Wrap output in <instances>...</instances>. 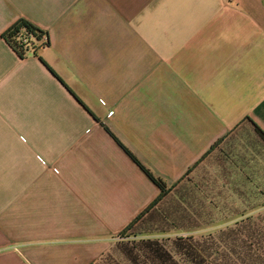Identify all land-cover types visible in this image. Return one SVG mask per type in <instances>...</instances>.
I'll use <instances>...</instances> for the list:
<instances>
[{
  "label": "crops",
  "instance_id": "1",
  "mask_svg": "<svg viewBox=\"0 0 264 264\" xmlns=\"http://www.w3.org/2000/svg\"><path fill=\"white\" fill-rule=\"evenodd\" d=\"M20 19L50 46L20 57L3 37ZM256 126L264 0H0V264L112 250L160 195L117 141L188 218L264 207Z\"/></svg>",
  "mask_w": 264,
  "mask_h": 264
},
{
  "label": "rangeland",
  "instance_id": "2",
  "mask_svg": "<svg viewBox=\"0 0 264 264\" xmlns=\"http://www.w3.org/2000/svg\"><path fill=\"white\" fill-rule=\"evenodd\" d=\"M190 179H194V175L185 178L175 190V193L179 194L177 198L184 203L185 200L189 202L190 199L198 196L194 184L191 186ZM214 202L218 203L217 201ZM176 203V201L164 202L156 208L157 210L141 220L129 232L130 234L128 233L129 237L116 242L110 255L103 259L104 261L107 260L106 264H126L124 262L126 259L121 253V243L133 242L136 245L148 240L159 241L168 249L172 248L174 254H177L174 250L175 244L183 245L186 243L190 245L193 248L190 251L191 257H189V261L187 257L184 258L185 261H182V264H264V258L255 256V249L257 248L253 246L252 249H249L248 245L244 246L241 242L242 237L235 231V229L243 230L241 223L246 221L245 237L251 235L255 229L263 237V206L234 208L231 200H229L227 207L216 208L206 201L204 207L199 209L200 212L198 211L195 217L188 218L182 211V207ZM260 203L262 201H257L254 204ZM249 220L253 225L251 227H249ZM246 240L249 244H253L255 241L254 238H246Z\"/></svg>",
  "mask_w": 264,
  "mask_h": 264
},
{
  "label": "trees",
  "instance_id": "3",
  "mask_svg": "<svg viewBox=\"0 0 264 264\" xmlns=\"http://www.w3.org/2000/svg\"><path fill=\"white\" fill-rule=\"evenodd\" d=\"M6 42L19 54L20 57H26L30 52L37 53L40 49L49 47L50 46V38L48 34L38 28L33 23L25 20L20 19L17 21L12 27H10L3 35ZM66 85V84H65ZM256 132L260 136V138L264 141V132L259 128L255 127ZM117 140V138H116ZM120 146L127 152V154L131 157V159L137 163V165L143 170V172L147 175V177L159 188L160 195L159 197L150 205V207L142 213L133 223H131L122 233H121V240L126 239L129 237V232H131L141 220H143L146 216L150 213L157 210L156 208L161 205L164 200L168 197V195L172 192L173 188L169 187L163 180L155 177L152 173H150L119 141H117ZM222 141H218L215 145L211 148L212 150L216 149V147ZM192 172L189 171L186 176H188ZM186 176L184 178H186ZM184 180V179H183ZM178 211V209H176ZM251 219V218H248ZM249 227L253 226L251 220H249ZM246 221H243L241 224V229L235 231L241 236V242L244 246L248 245L249 249H252L253 246L255 249V256L257 255L259 258H264V236H260L258 230L255 229L251 235L245 237L246 232ZM245 225V226H244ZM129 233V234H128ZM247 239L254 238L255 241L253 244H249ZM181 239V238H180ZM182 240V239H181ZM260 240V241H259ZM132 243V244H131ZM121 243L122 247V255L126 259L124 262L126 264H182L184 262V258L187 257L189 261L190 251L193 249L190 245L184 243L183 245L175 244L174 250L177 254H174L173 249H168L166 245H163L157 240H148L142 241L140 243ZM113 250V248H112ZM111 250V251H112ZM106 253L103 255L95 264H106L107 260L105 257L110 255ZM175 256H179L181 258L177 259ZM254 256V255H250ZM118 262V261H117ZM117 264V263H116Z\"/></svg>",
  "mask_w": 264,
  "mask_h": 264
}]
</instances>
